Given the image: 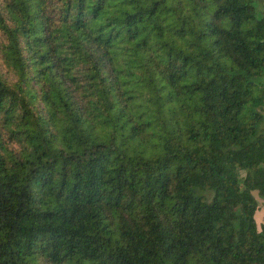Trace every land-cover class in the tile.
<instances>
[{"label": "trees", "instance_id": "obj_1", "mask_svg": "<svg viewBox=\"0 0 264 264\" xmlns=\"http://www.w3.org/2000/svg\"><path fill=\"white\" fill-rule=\"evenodd\" d=\"M264 0H0V264H264Z\"/></svg>", "mask_w": 264, "mask_h": 264}, {"label": "rangeland", "instance_id": "obj_2", "mask_svg": "<svg viewBox=\"0 0 264 264\" xmlns=\"http://www.w3.org/2000/svg\"><path fill=\"white\" fill-rule=\"evenodd\" d=\"M264 111V109H263ZM257 197H258V201H259V209L257 212V219L259 221V223H261L264 220V197H261L258 192H255Z\"/></svg>", "mask_w": 264, "mask_h": 264}]
</instances>
